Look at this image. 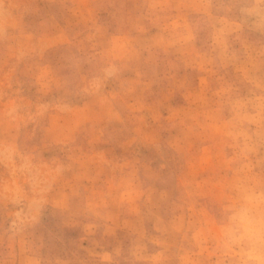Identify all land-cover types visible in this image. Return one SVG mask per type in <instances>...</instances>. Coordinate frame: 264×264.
<instances>
[{"label":"rangeland","instance_id":"obj_1","mask_svg":"<svg viewBox=\"0 0 264 264\" xmlns=\"http://www.w3.org/2000/svg\"><path fill=\"white\" fill-rule=\"evenodd\" d=\"M0 264H264V0H0Z\"/></svg>","mask_w":264,"mask_h":264}]
</instances>
